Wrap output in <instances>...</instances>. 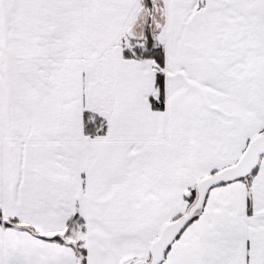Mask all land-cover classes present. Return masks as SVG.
Instances as JSON below:
<instances>
[{"label": "snow or ice", "instance_id": "obj_1", "mask_svg": "<svg viewBox=\"0 0 264 264\" xmlns=\"http://www.w3.org/2000/svg\"><path fill=\"white\" fill-rule=\"evenodd\" d=\"M0 264H264V0H0Z\"/></svg>", "mask_w": 264, "mask_h": 264}]
</instances>
